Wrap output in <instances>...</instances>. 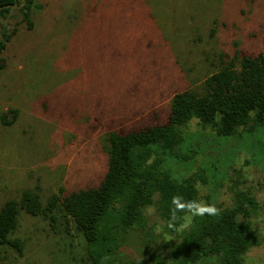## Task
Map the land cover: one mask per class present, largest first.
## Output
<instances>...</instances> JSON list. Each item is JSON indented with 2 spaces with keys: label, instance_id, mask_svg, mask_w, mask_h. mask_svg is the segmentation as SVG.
I'll use <instances>...</instances> for the list:
<instances>
[{
  "label": "rangeland",
  "instance_id": "rangeland-1",
  "mask_svg": "<svg viewBox=\"0 0 264 264\" xmlns=\"http://www.w3.org/2000/svg\"><path fill=\"white\" fill-rule=\"evenodd\" d=\"M32 21L29 31L17 6L0 20V40L17 29L0 53V206L25 191L46 205L59 190L96 186L108 133L163 124L175 94L203 92L239 52L264 55V0H36ZM179 132L170 151L150 146L149 168L177 184L192 178L198 202L226 208L248 194L264 206V123L251 114L220 137L192 119ZM123 205L102 218L94 243L59 207L48 219L20 211L9 239L21 251L3 246L1 264H180L178 247L200 216L182 232L168 228L155 192L122 229ZM250 221L258 243L242 264H264V212Z\"/></svg>",
  "mask_w": 264,
  "mask_h": 264
},
{
  "label": "trees",
  "instance_id": "trees-1",
  "mask_svg": "<svg viewBox=\"0 0 264 264\" xmlns=\"http://www.w3.org/2000/svg\"><path fill=\"white\" fill-rule=\"evenodd\" d=\"M35 2L0 0V20L17 6L21 22L31 31ZM16 32V28L9 33L2 32L0 53ZM237 58L239 65L236 66L234 60ZM234 60L204 81L203 92L186 90L175 94L165 123L108 133L106 170L96 186L67 193L59 190L58 194L50 196L46 205L41 203L36 192L25 191L19 200H9L1 205L0 264L3 246L21 251L20 242L9 239L18 225L20 211L48 219L59 207L85 241L94 243L100 221L118 201L124 200L119 217L122 229L134 226L141 208L151 204L155 192L159 195L160 210L167 222L174 209L173 196L181 197L184 202L197 201L192 178L177 184L168 174L147 166L149 148L173 149L181 141L179 128L192 119L210 125L220 137L234 135L251 114L254 123H264V55L249 56L239 52ZM15 115L16 112L13 118ZM259 208L264 212V206L259 207L254 198L242 194L236 197L232 206L218 208V215L205 214L196 218L191 231L178 247L180 264L196 263L209 254L217 255L221 264H242V256L258 243L250 219ZM184 214L177 211V220Z\"/></svg>",
  "mask_w": 264,
  "mask_h": 264
},
{
  "label": "clouds",
  "instance_id": "clouds-1",
  "mask_svg": "<svg viewBox=\"0 0 264 264\" xmlns=\"http://www.w3.org/2000/svg\"><path fill=\"white\" fill-rule=\"evenodd\" d=\"M172 204L174 205V209L172 211L171 219L167 222L166 226L170 229H174L178 232H182L188 229L193 221L194 217L204 216L205 214L210 216H216L219 214V209L214 204H206L204 202L198 201H182V198L179 196L172 197ZM185 212V216L183 217V223H181L178 227L175 224L177 220L176 212ZM155 212V208L153 206H148L147 214L152 215ZM164 224L160 223L156 226V231L160 232L163 230Z\"/></svg>",
  "mask_w": 264,
  "mask_h": 264
}]
</instances>
